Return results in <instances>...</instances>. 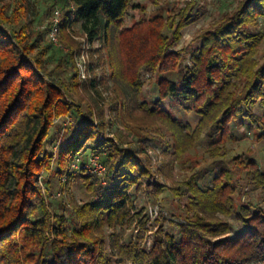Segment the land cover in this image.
<instances>
[{
    "label": "trees",
    "instance_id": "trees-1",
    "mask_svg": "<svg viewBox=\"0 0 264 264\" xmlns=\"http://www.w3.org/2000/svg\"><path fill=\"white\" fill-rule=\"evenodd\" d=\"M134 1L60 0L58 39L68 45V32L79 25L90 40L101 36L109 48L114 41L111 76L134 90L142 89V71L159 77L158 99L142 106L161 123L164 155L177 162L202 143L210 161L168 188L173 197L185 198L184 223L172 224L169 232L160 228L148 251L115 243L117 258L108 253L102 230L130 218L131 193L143 189L158 201L166 186L139 153L105 137L103 117L96 121L92 110L68 100L63 82L48 78L49 46L31 39L23 24L27 0H0V264H264V172L246 155L227 158L226 147L236 140L233 128L244 127L264 142V0H240L204 31L191 68H182L184 54L171 48L189 23L193 3L124 28L128 12L141 9ZM69 60L76 87L72 54L58 58L64 65ZM175 106L198 118L194 127L175 114ZM71 114L75 139L53 148L52 128ZM91 155L106 167L104 179L72 169ZM54 163L60 182L77 173L95 194L73 207L71 221L50 211L39 184ZM240 172L263 195L255 208L237 202ZM217 216L233 218L239 230L232 236V225Z\"/></svg>",
    "mask_w": 264,
    "mask_h": 264
},
{
    "label": "rangeland",
    "instance_id": "rangeland-1",
    "mask_svg": "<svg viewBox=\"0 0 264 264\" xmlns=\"http://www.w3.org/2000/svg\"><path fill=\"white\" fill-rule=\"evenodd\" d=\"M12 1L6 0L7 3H12ZM239 1L135 0L134 3L140 5L141 9H131L128 12L124 19V28L141 19H148L158 12L167 14L185 9L186 5L192 2L193 8L189 13V23L181 31L179 42L171 48V51L184 54L182 68H191L193 65L192 56L200 47L199 36L204 31L216 26L223 16L236 8ZM60 5V0H27V14L23 24L31 39H40L43 41V45L49 46L48 56L44 59L45 73L48 78L54 82H63L68 88L66 91L68 100L79 104L81 110L88 108L92 110L96 121L100 120V116L103 117L106 122L105 137L115 140L123 148H132L139 153L158 182L166 186L158 201L150 198L143 189L133 191L131 193L133 205L130 218L123 224L104 227L102 230L108 253L116 258L115 243L119 246L132 244L140 250L148 251L160 228L163 232H169L172 229V224L184 223L185 198L179 200L173 197L168 188L175 187L188 178L196 166L198 168L208 166L210 161L205 152V146L200 143L195 150L177 162H173L168 155L165 156L160 139L163 135V131L160 129L161 123L149 118L142 106L143 102L151 103L158 99L157 81L159 77L142 71L143 86L140 91L116 80L111 76L109 67V50L113 48L114 41H111L109 48L101 36L90 40L80 30L79 25L75 27L74 31L68 32V45L58 39L56 46L50 40L49 34L56 13L59 14V17L62 15ZM260 51L259 57L263 55L264 43L261 45ZM68 54H72V63L78 74L76 87L72 85L73 72L68 68L72 65L71 61L69 60L70 64L68 65L58 61L60 55ZM78 63L85 67L86 79L80 78L77 69ZM162 107L168 109L169 105L163 103ZM172 110L192 127L197 123L198 118L195 115H186L177 106L172 107ZM256 112L260 114L261 109L257 107ZM69 118L72 123H67ZM69 118L57 120L52 128L50 136L54 140L53 148L56 145L65 147L70 140L75 139L73 128H70V125H76L75 116L71 114ZM232 131L236 140L227 144V158L246 155L256 162L259 169L264 172V142H257L244 127L233 128ZM120 137L123 139L120 140ZM90 146V141H87L86 155L91 151ZM55 151L58 152V149ZM55 168L54 163L52 174L43 172L39 177V184L45 191V200L50 211L63 214L68 221H71L74 215L73 207L81 206L94 199L95 194L86 189L77 173L74 174L71 182H60L54 173ZM237 184L240 188V196L237 201L239 205L249 204L255 208L261 204L262 193L254 188L244 172H240L237 176ZM95 186L99 187V184L96 182ZM214 217L216 218V216ZM217 218L232 225V236L239 230V225L233 218L223 216H217Z\"/></svg>",
    "mask_w": 264,
    "mask_h": 264
},
{
    "label": "built area",
    "instance_id": "built-area-1",
    "mask_svg": "<svg viewBox=\"0 0 264 264\" xmlns=\"http://www.w3.org/2000/svg\"><path fill=\"white\" fill-rule=\"evenodd\" d=\"M59 23H60V18H59V14L56 13V16L53 19V22L51 24V29H50V40L57 46L58 44V28H59ZM77 69H78V73L80 78L82 79H86V71H85V67L82 64H77ZM70 120L68 119L67 123ZM67 125V124H66ZM72 169L73 170H77V171H86L90 174L96 175L97 177H99L100 179H104L105 178V174H106V167L103 165L102 162H100V159L98 156L96 155H91L87 162H85L84 164H81V162L79 160H76V162H74L72 164ZM104 184V182H103Z\"/></svg>",
    "mask_w": 264,
    "mask_h": 264
}]
</instances>
